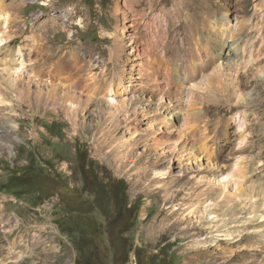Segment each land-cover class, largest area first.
<instances>
[{"label":"rangeland","instance_id":"rangeland-1","mask_svg":"<svg viewBox=\"0 0 264 264\" xmlns=\"http://www.w3.org/2000/svg\"><path fill=\"white\" fill-rule=\"evenodd\" d=\"M120 3L122 0H5L4 3L0 0V35L7 39L0 47V60L9 58L11 54L13 57L17 48L26 50L33 43L37 52L33 57L36 64L42 65V58L45 59L48 53L46 63H52L57 56H65L70 64L83 57L90 58L93 63L103 59V63L109 64V68L103 65L104 70H109L108 80L113 79L111 82L115 84L119 67L113 62L116 43L110 34L123 21L121 14L114 13V8ZM206 8L211 14L203 19L202 33L208 35L211 27L218 31L229 27L240 36V45L247 43L248 46L252 41L263 46L252 70L258 73V78L253 79V83L249 82L251 77L246 78L255 91L253 103L239 109L247 117L253 153L246 161L239 159L234 163L227 178L210 176L209 187L206 175L191 177L193 188L182 191L177 200L183 207L190 204L191 212L198 215L206 213L204 221L217 220L220 231L212 232L208 222L193 223L191 216L180 220L176 214L169 213L170 208L163 206L157 191L149 192L144 188L142 182L152 184L153 180L164 177L162 172H154L152 179L147 178V181H134L139 178L142 167L150 166L156 150L167 146L169 151L173 147L180 151L183 143L181 139L158 146L154 136L147 133L150 127L159 128L163 135L172 131L183 138L190 137L189 132L196 123L199 134H203L217 127L220 116L226 120L237 117V109H231L227 104L222 87L218 89L210 84L205 94L195 86L193 91L184 88L172 92V100L182 106L173 105L168 111L170 117L166 116L165 110H160L158 114L165 120L157 125L152 121L153 111L148 107H143L144 112L137 110L135 118L129 111L126 120L123 114L115 116L113 112L126 100L122 98H126L124 95L115 97L117 107L114 104L109 108L102 104L89 107L87 104V109L78 110L80 114L74 121L67 107L58 106L53 110L42 106L37 110L38 107L32 105L36 100L20 102L11 96L12 92L5 85H1L0 122H10L15 129L7 142L11 148L4 146L0 151V262L8 255L6 238L22 237L21 248L12 245L14 251L8 255L7 264H264V252H261L264 249L259 248L262 236L258 232L262 221L253 222V233H250L249 223H233L222 214L221 207L213 212L207 205L209 201L203 203L207 198L220 197L216 189L217 179L223 183L230 182L234 188L232 174L240 182L238 187L241 190L237 200H230L232 205H239L238 201L242 200L245 192L255 194L253 196L257 200L264 198V139L263 142L261 140L264 133V0H154L152 5L142 3L138 10H145L141 23H149L156 28L163 43L162 33L167 21L171 20L172 34L165 36L167 41L174 36L178 44L190 40L188 33L194 25L193 18ZM4 13L7 17L2 19ZM63 13H66L64 17ZM122 50L120 56L125 59L130 50L124 47ZM85 65L81 70L86 69ZM183 68L181 64V72ZM81 70L76 76L84 74ZM172 75L176 78L174 71ZM256 82L261 86L257 90L254 87ZM237 101L234 103L238 104ZM178 111L183 112L181 116ZM108 113L117 119V131L111 129L108 132L105 120ZM196 119L198 121L195 122ZM231 125L237 138L239 127L233 122ZM134 127L137 130L129 134ZM238 144L239 140L237 147ZM259 146L263 148L262 154L256 157L255 150ZM200 157L203 164L208 161ZM83 158L87 162L84 165L86 186L81 174ZM255 164L259 169L252 173L249 167ZM108 178L126 183L127 206L122 204L121 208L117 200L110 198L104 189ZM205 188L208 190H203ZM229 192L238 194L235 189H229ZM207 194L209 196H205ZM125 208L127 212L119 219L117 214ZM6 219L8 224L1 222ZM126 229L128 231L125 232ZM238 233L241 235L236 237ZM33 235L40 239L41 244L35 246L31 240L27 242ZM204 240L212 241V245H202ZM20 254L26 255L16 262L15 258Z\"/></svg>","mask_w":264,"mask_h":264},{"label":"bare ground","instance_id":"bare-ground-1","mask_svg":"<svg viewBox=\"0 0 264 264\" xmlns=\"http://www.w3.org/2000/svg\"><path fill=\"white\" fill-rule=\"evenodd\" d=\"M4 1L5 0H1L2 3H4ZM153 2L154 0H122V3L114 8V13L116 15L121 14L123 20L122 23L117 26L116 30L110 34L111 39L116 43V47L113 49V62L115 64L117 63L116 65L119 67L117 74L116 71H114L116 74L115 77H117L115 84L111 82L113 79L111 81L108 80L109 76L107 77V75L109 74V70H104L103 65L106 64L108 67L109 64L103 63V59L93 63L90 61V58L89 60L83 57L80 60L75 59L77 61H73L74 64H70L67 61L69 59L64 58L65 56H57L54 57L52 63H49V61L46 63L44 61L47 60L46 56L49 54L48 53L45 59L42 58L44 63L42 62V65H38L33 60L36 51L32 43L26 50L17 48L14 51L15 54L13 57L11 54L9 58L0 60V79H2V81L0 80V89L1 85H5V87L12 92L11 96L20 102L27 103L30 99L36 100L35 104L32 105H36V107H38L37 110L42 106L46 107V109L52 107L53 110H56L58 106L63 108L67 107L66 109L73 114L74 121H76L77 116L80 114L78 110L80 108L85 109L87 104L90 105L89 107H97L102 104L104 107L109 108L110 104L116 106L115 97L124 95L126 98H122L126 100H123V103L121 102L122 104L118 110L115 112L112 111L115 116H121L120 114H123V118L126 120L128 118L127 111H129L133 115L132 117L135 118L137 117V110L144 112L145 110L143 107H148L150 111H153L152 121H155L157 125H159V123L161 125L165 119L162 118V115L158 114L160 110H165L166 116L170 117L168 111L173 105L177 107L182 106L180 105L181 103L172 100V92L184 90V88H186L187 91H193L194 88H197L203 91L201 92L202 94H205L210 84H214L218 89L222 87V92L226 95L227 104L231 106V109H237L235 114L237 117H231L226 120L220 116L219 121H217V127L203 134H199V126L196 125V123L189 132L190 137L184 136L183 138L178 134H174L172 131L163 135L159 131V128L155 129L150 127L147 133L152 137L154 136L153 139L158 146H166L167 144L177 142L181 139L183 143L180 151H177L176 147L171 148L172 151H169L167 146L156 150L152 155V160H150V166L145 165L142 167L141 171H139V178H136L137 180L134 181H147V178L152 179L151 176L154 172H162L164 177L153 180L152 184L142 182L144 188L149 192L157 191L163 206L170 208L169 213L176 214L180 220H183L186 216H191V218H193L192 222L197 223V225L208 222V226H210L211 231L214 232L219 230V223L217 220L213 221V219H210L212 221H204L206 213L202 212V214L199 213L198 215L195 212H191L190 204H186L183 207V205L180 206L182 202L178 204L177 200L182 191L191 190L193 188V185H190L191 177H195L196 174L197 176L206 175L209 179V182H207L209 187L211 186L210 176L217 175V178H227L231 174L234 163H237L239 159L246 161L253 153V146L249 139L250 135L248 133L249 124L246 120L247 117L239 109L246 104L251 105L253 103L255 91L251 89V84H249V82L253 83L252 80L258 78V73H253L252 70L256 62L255 60L260 53L259 50L261 48L263 49V46L258 44L255 40L254 42L256 43L253 44L250 39L252 46L248 45V47L246 45L247 43L240 45V36H237L235 34L236 32H233V28L229 29V27L224 31H218L211 27L209 28L208 35L202 33L204 24L203 19L206 17L208 18L211 14L209 7V9L206 8L205 11H202V9L201 12L195 14L193 18L194 25H190L191 30L188 33L190 40H183L178 43L179 45L174 36L167 41V36L171 35L173 31L172 21H167L168 23L166 22L167 24H164L165 32L162 33L164 34L163 43V41L160 40L161 37H158V30H156V28L149 26V23H141L145 10H138V8L142 6V3L152 5ZM119 8H121V10ZM65 14L66 13H63L61 15L64 17ZM223 16H225L224 12ZM6 17L7 14L4 13L1 18L3 19ZM207 22L205 21V23ZM204 28L206 29V27ZM242 29L241 27L239 31L241 32ZM6 41L5 35L1 34L0 47L4 46ZM123 47L126 50H130L129 53L126 54L125 59H122L120 56ZM41 50L44 51L42 48ZM41 56L42 54L40 53V57ZM181 64L184 66V73L181 72ZM84 65L86 69L81 70L84 68ZM80 70L81 72L83 71L84 74L76 76ZM173 71L176 74V78H173ZM257 72L260 73L261 70H257ZM4 75H7V77H4ZM246 78H250V81L246 82ZM254 87H256L257 90L261 86L259 82H256ZM82 99L86 100L83 101ZM3 101L4 100H2V102ZM208 101L207 99V102ZM236 101L238 104H235ZM32 107L34 108V106ZM172 110H174V108ZM178 113L179 116H181L183 112L178 111ZM108 115V117L104 115L107 117L105 120L107 122L106 126L109 127L108 132H110L111 129L112 131H117L119 128L117 119L113 117L112 113H108ZM196 121L198 120L196 119L195 122ZM231 122L239 127L240 134L237 138H235L233 134V124L231 125ZM14 129L15 127L11 125L10 122H0V151L4 146L11 148L12 145L7 142L11 139ZM136 130L137 127H134L132 132H128L131 134ZM116 139L117 138L113 136V140L115 141ZM263 139L264 133L261 136L262 142ZM238 140L239 144L237 147ZM207 141L209 142V146L207 145ZM197 143L198 146L194 147ZM124 149V151L127 150L126 148ZM262 149V146L256 148V157H261ZM200 156L205 157L208 161H205V164H203V159ZM258 169L257 164H255L254 167H249L252 173H255ZM232 177L234 178L232 181L234 188L230 182V184L228 182L223 183L217 179L218 188L216 187V189L219 191L217 194L220 197L205 198L206 200L203 203L205 204L206 201H209L207 205L213 212L221 207L222 214L232 219L233 223L238 222L240 225L249 223L250 233H253V222L262 221L263 224L258 227V232L262 236V244L259 245V248L264 249V219L262 220V217H264V198L262 200H257L253 196L255 194L245 192L242 194V200L238 201L239 205H232L230 200H237V198H239L238 195L241 194L240 187H238L240 182L234 174H232ZM229 189H232V191L233 189H235V191L238 190V194L233 195L229 192ZM203 190L207 191L208 188ZM246 190L249 192L248 187H246ZM205 196L209 195L207 194ZM229 206H233L237 209L232 210ZM205 207L204 205V208ZM243 213L245 216H247L246 213H248V216L245 217ZM191 220L189 221L191 222ZM8 221L9 220L6 219L1 222L8 224ZM227 228H229V226L224 227V229L222 228V230L225 231ZM9 233H11V231H9ZM240 235L241 233H238L236 237ZM213 238L214 236H212V239ZM6 239L8 255L14 251L12 245L21 248L23 242L22 237H14L11 240L8 238ZM30 240L31 244L35 246L41 244L40 239L34 235L29 238L27 242ZM43 241L45 242V240ZM202 245H206V247L211 246L212 241L206 242L204 240ZM8 255L2 258L0 264H7L9 262L8 259L10 258ZM25 255L20 254L17 256L15 258L16 262L23 259Z\"/></svg>","mask_w":264,"mask_h":264},{"label":"trees","instance_id":"trees-1","mask_svg":"<svg viewBox=\"0 0 264 264\" xmlns=\"http://www.w3.org/2000/svg\"><path fill=\"white\" fill-rule=\"evenodd\" d=\"M85 158H83V166L81 167V174L84 177V183L85 186L87 183V180H85V173L86 170L84 169V165H85ZM90 166V164H89ZM105 188L108 191V194L110 196L111 199L113 200H117L118 206H121L122 204L124 206H127V195H126V183L123 180H111L110 178H108L107 182L105 183ZM123 205L121 206V208L123 207ZM120 208V209H121ZM130 210V209H129ZM119 212V211H118ZM127 212V208H125L124 210L122 209L117 215L119 216V219H122V216L125 215V213ZM117 219V218H115ZM128 231V229L125 230V232Z\"/></svg>","mask_w":264,"mask_h":264}]
</instances>
